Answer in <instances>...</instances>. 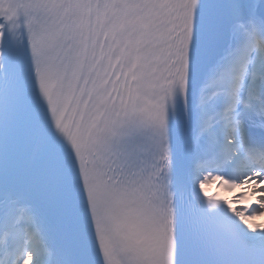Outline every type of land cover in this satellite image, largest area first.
Wrapping results in <instances>:
<instances>
[{"label": "snow or ice", "instance_id": "1", "mask_svg": "<svg viewBox=\"0 0 264 264\" xmlns=\"http://www.w3.org/2000/svg\"><path fill=\"white\" fill-rule=\"evenodd\" d=\"M261 218L264 0H0V264H264Z\"/></svg>", "mask_w": 264, "mask_h": 264}, {"label": "bare ground", "instance_id": "2", "mask_svg": "<svg viewBox=\"0 0 264 264\" xmlns=\"http://www.w3.org/2000/svg\"><path fill=\"white\" fill-rule=\"evenodd\" d=\"M212 187H213V188H212ZM212 187L210 188V190H209V191H210V192H215V189H216V188H215V185H214V186H212Z\"/></svg>", "mask_w": 264, "mask_h": 264}]
</instances>
